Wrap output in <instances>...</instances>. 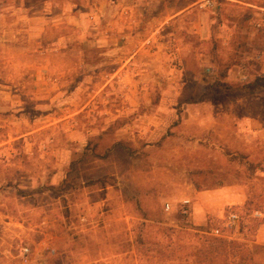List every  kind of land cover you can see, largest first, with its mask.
<instances>
[{"label":"rangeland","instance_id":"obj_1","mask_svg":"<svg viewBox=\"0 0 264 264\" xmlns=\"http://www.w3.org/2000/svg\"><path fill=\"white\" fill-rule=\"evenodd\" d=\"M256 11L208 77L203 39L181 62L173 24L115 38L109 0H0V264H264V148L242 126L264 110Z\"/></svg>","mask_w":264,"mask_h":264},{"label":"crops","instance_id":"obj_2","mask_svg":"<svg viewBox=\"0 0 264 264\" xmlns=\"http://www.w3.org/2000/svg\"><path fill=\"white\" fill-rule=\"evenodd\" d=\"M261 0H109L111 27L110 33L115 37H129V33L133 29V24L137 21H153L161 23V25L173 24V35L178 39V47L176 56L179 61H186L188 46L182 39L187 37H196L203 39L205 49L191 50L193 54L199 58L205 59L207 66L206 74L208 75V66L212 63L213 58L220 54L219 47L214 42L217 38H224L223 45L230 47V39L238 34L250 35L249 28L256 20V10H264V4ZM249 13L246 20H241V12ZM264 15L261 13V16ZM133 19H135L133 21ZM258 26L264 27V16L257 22ZM254 29V28H253ZM241 33H240V32ZM249 31V33H248ZM228 39V40H226ZM217 41V40H216ZM210 48V49H209ZM264 54V52H263ZM262 52L258 54L263 60ZM136 54L132 53L126 60L125 67L135 58ZM244 67V66H243ZM227 73V80H235L232 75V69ZM239 68V66H237ZM240 69V68H239ZM213 70V69H212ZM244 71V70H243ZM118 74V70L116 75ZM214 75V74H213ZM259 78L262 74L257 75ZM212 77V76H211ZM248 80L246 74L242 78ZM237 79V78H236ZM245 80V81H246ZM262 80V79H261ZM260 81V80H259ZM243 129H250L253 138L260 149L264 148V110L255 116L245 119L242 123ZM218 194H215V197ZM230 200V199H229ZM231 201V200H230ZM229 202L223 199H210L209 208L216 204ZM241 203L240 201H235ZM234 202V203H235ZM243 202V201H242ZM256 245L264 247V220L256 234Z\"/></svg>","mask_w":264,"mask_h":264},{"label":"built area","instance_id":"obj_3","mask_svg":"<svg viewBox=\"0 0 264 264\" xmlns=\"http://www.w3.org/2000/svg\"><path fill=\"white\" fill-rule=\"evenodd\" d=\"M259 27H261V25H259ZM207 72L210 77L213 76L214 74L212 69H209V71ZM189 204L190 202L186 201L184 203V207L182 211L183 215L186 217L190 216L191 213L189 209ZM165 207H166V212H171L173 210L171 204L169 203H167ZM252 217L255 219H263L264 213L261 211H255ZM244 225H245V219L241 216V214L238 211L232 210L221 219V224H219L218 226L212 229V235L217 238H223L228 241H234L237 239L239 235H241V231ZM29 255H30V250L28 248L23 249L22 256L24 263L29 262Z\"/></svg>","mask_w":264,"mask_h":264},{"label":"trees","instance_id":"obj_4","mask_svg":"<svg viewBox=\"0 0 264 264\" xmlns=\"http://www.w3.org/2000/svg\"><path fill=\"white\" fill-rule=\"evenodd\" d=\"M225 77H226V75H225ZM255 220H258V221H260L261 219H255ZM217 238V237H216ZM218 240H220V241H224V242H227L228 240H226V239H223V238H217Z\"/></svg>","mask_w":264,"mask_h":264}]
</instances>
